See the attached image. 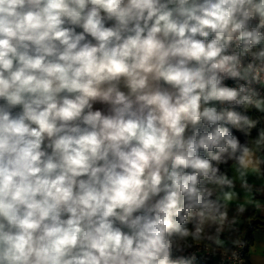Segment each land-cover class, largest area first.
Instances as JSON below:
<instances>
[{
	"label": "clouds",
	"instance_id": "obj_1",
	"mask_svg": "<svg viewBox=\"0 0 264 264\" xmlns=\"http://www.w3.org/2000/svg\"><path fill=\"white\" fill-rule=\"evenodd\" d=\"M261 197L264 0H0V264H245Z\"/></svg>",
	"mask_w": 264,
	"mask_h": 264
},
{
	"label": "crops",
	"instance_id": "obj_2",
	"mask_svg": "<svg viewBox=\"0 0 264 264\" xmlns=\"http://www.w3.org/2000/svg\"><path fill=\"white\" fill-rule=\"evenodd\" d=\"M261 199L264 200V197H261ZM251 214L260 219H264V213H260L254 208H249L246 216ZM245 217L238 219L237 222L240 224V227ZM247 262L248 264H264V228L262 227H256L252 232L251 241L248 244Z\"/></svg>",
	"mask_w": 264,
	"mask_h": 264
},
{
	"label": "trees",
	"instance_id": "obj_3",
	"mask_svg": "<svg viewBox=\"0 0 264 264\" xmlns=\"http://www.w3.org/2000/svg\"><path fill=\"white\" fill-rule=\"evenodd\" d=\"M256 227L264 228V219H260L252 214L246 216L238 233L239 238L247 240V244H249L251 241L252 232Z\"/></svg>",
	"mask_w": 264,
	"mask_h": 264
},
{
	"label": "built area",
	"instance_id": "obj_4",
	"mask_svg": "<svg viewBox=\"0 0 264 264\" xmlns=\"http://www.w3.org/2000/svg\"><path fill=\"white\" fill-rule=\"evenodd\" d=\"M241 240H243V239H241ZM193 250L195 251V249H193ZM247 250H248V244H247V248L245 249V252H244L245 264H248V262H247ZM221 251L222 250L218 249L217 254L215 256H211L208 253H204L203 251H200V252H198V257L204 256L207 258L208 264H216V261L219 259V253Z\"/></svg>",
	"mask_w": 264,
	"mask_h": 264
}]
</instances>
